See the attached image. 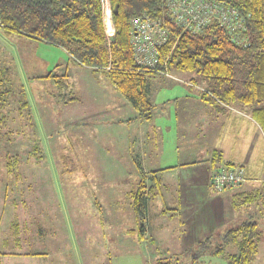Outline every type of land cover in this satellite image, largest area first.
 Instances as JSON below:
<instances>
[{"label":"rangeland","instance_id":"1","mask_svg":"<svg viewBox=\"0 0 264 264\" xmlns=\"http://www.w3.org/2000/svg\"><path fill=\"white\" fill-rule=\"evenodd\" d=\"M92 72L60 46L0 29V238L9 242V228L13 230L14 223V237H20L21 242L12 244L13 251H44L48 256L45 264H148L146 256L151 248L116 247L115 231L122 228L117 226L119 219L117 222L112 218L114 223L107 226L112 240L108 244L101 224L100 231L92 232L91 242L86 244L89 233L79 226L83 221L100 220L89 210L97 209L95 202L100 203L103 194L132 191L140 179L136 178L127 149L114 145L111 134L105 137V129L95 125V121L118 109L106 107L100 87V96L96 93L94 98L91 94L86 82L93 80ZM169 74L177 80L150 78L153 101L159 104L181 91H197L201 86L195 73L170 69ZM190 77L196 78L199 85L188 88ZM133 114L125 109L126 116ZM166 139L162 159L160 153L156 157L162 165H167L164 160L169 156L173 163L177 161L175 152L170 151V138ZM125 167L131 169V175L122 182L120 173L126 172ZM104 179L118 183L108 186ZM126 213L122 211L120 216ZM255 218L264 227V220ZM121 220L126 227H134L131 219ZM171 227L176 229L173 224ZM133 229L139 230L136 226ZM96 238L101 239L99 243ZM176 245L173 243V252L180 251ZM256 257L254 264H264V233ZM185 258L179 255L177 259L184 264Z\"/></svg>","mask_w":264,"mask_h":264},{"label":"crops","instance_id":"2","mask_svg":"<svg viewBox=\"0 0 264 264\" xmlns=\"http://www.w3.org/2000/svg\"><path fill=\"white\" fill-rule=\"evenodd\" d=\"M111 25L113 27V23ZM90 69L94 74L93 80L91 78V81L86 83L91 88V94L95 98L97 88L100 87L106 107L118 109L113 115L109 113L95 121V125L105 129V132H102L105 137H113L114 145H122L127 149L129 160L134 166L133 171H137L138 174L136 178L140 177L138 183L143 179L146 187V204L143 217L136 215L131 197L136 187L132 191L103 194L101 202L98 203V200L95 202L97 209L89 210L91 216L98 214L100 220H95L94 223L83 221L79 225L86 234L89 233L84 240L85 244L91 242L92 232L100 231L99 224L103 228V233L106 231L107 235L104 237H108L107 226L114 223L111 221L114 218L116 221L119 219L117 226H122L115 231L116 247L125 246L132 250L138 247L151 248L153 252L150 250L146 256L148 264H153L158 259L171 261L177 259L179 255L185 256L189 261L191 259L189 251L198 247L199 242L206 241V238L210 237L211 241L215 242L228 227L249 216L254 218L260 216L264 220V166H259L264 158L261 156L264 155V152L262 153L264 129L254 118L251 106L242 104L215 106L205 102L198 95L199 89L194 91L189 88L190 85L196 86L190 77L186 83L190 90L170 96L160 101L161 104L153 101L149 88L148 95L154 108L148 117L141 118L129 101L115 89L105 70ZM151 78L153 81L177 80L172 74H156ZM126 108L131 109L134 114L126 116ZM158 119L161 123L157 121ZM110 128L114 129L109 130ZM113 130H116L114 134ZM109 134L111 136H108ZM164 137L165 140L170 138V151L175 152L176 163L171 161L172 156H169V160H164L167 165L159 164L157 162L159 160H156L157 153H160L159 159H162L163 147L168 144L164 142ZM101 144L103 145L102 142ZM234 165L244 166V181L238 187L216 192L211 187L212 171ZM128 170L131 169L125 167L126 172L122 170L120 173L122 182L131 175ZM104 181L108 186L118 183L111 179ZM250 193L258 194L255 201L240 206L233 205L236 194ZM122 211L127 213L121 217ZM121 218L131 219L134 227L139 230L126 227ZM172 224L176 226L175 230L171 227ZM9 230L11 232L9 242L7 238H0V264L20 262L45 264L48 256L44 251L14 252L12 244L19 245L21 239L14 237L13 230L10 228ZM168 233H171L172 237ZM95 240L99 243L101 239ZM110 242L112 240L108 237L106 244ZM173 243L177 244L176 249H179V252L172 251ZM233 250V247L228 248L229 252ZM205 255L207 257H203ZM151 259L154 261L151 262ZM256 259L257 257L252 264ZM206 262L227 263L224 257L209 253L202 254L198 264Z\"/></svg>","mask_w":264,"mask_h":264},{"label":"trees","instance_id":"3","mask_svg":"<svg viewBox=\"0 0 264 264\" xmlns=\"http://www.w3.org/2000/svg\"><path fill=\"white\" fill-rule=\"evenodd\" d=\"M109 1L114 27L110 37L104 30L101 0H0V29L60 46L80 64L105 70L138 116L146 118L154 108L148 93L150 78L156 74L139 68L130 42L131 18L146 11L171 28L172 34L163 48V54L169 56L168 69L197 74L201 86L196 78L192 77V81L199 85L198 95L205 102L215 106H251L254 118L264 129V0H223L246 20V30L238 38H231L217 24L201 32L181 31L165 13V0ZM257 196V193L236 194L233 205L248 204ZM131 197L133 211L143 217L146 204L143 179ZM12 226L17 233L16 225ZM263 233L261 222L249 216L228 227L215 242L210 237L199 242L193 248L195 252L189 251L191 259L184 264H198L205 253L224 257L226 264H251ZM229 247L234 250L229 252ZM153 264L182 262L158 259Z\"/></svg>","mask_w":264,"mask_h":264},{"label":"built area","instance_id":"4","mask_svg":"<svg viewBox=\"0 0 264 264\" xmlns=\"http://www.w3.org/2000/svg\"><path fill=\"white\" fill-rule=\"evenodd\" d=\"M101 5L104 30L110 37L114 33L112 23L111 31H108L109 24L106 20L108 17L112 22L110 1L101 0ZM165 13L181 31L201 32L209 25L217 24L224 28L231 38H238L239 34L246 30L244 16L223 0H165ZM130 22V42L139 68L150 73L168 75L169 56L163 54V48L172 34L169 24L150 16L146 11L134 15ZM244 179L245 169L242 166L216 168L211 173V187L218 191L235 188Z\"/></svg>","mask_w":264,"mask_h":264},{"label":"bare ground","instance_id":"5","mask_svg":"<svg viewBox=\"0 0 264 264\" xmlns=\"http://www.w3.org/2000/svg\"><path fill=\"white\" fill-rule=\"evenodd\" d=\"M109 21H110V19H109ZM109 21L107 22V24H109L107 27H108V31H111V28H110L111 27V25H110L111 22H109Z\"/></svg>","mask_w":264,"mask_h":264}]
</instances>
